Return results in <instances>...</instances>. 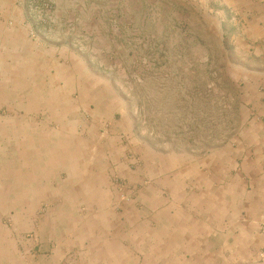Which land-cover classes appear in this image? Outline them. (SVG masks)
Masks as SVG:
<instances>
[{"label":"crops","instance_id":"1","mask_svg":"<svg viewBox=\"0 0 264 264\" xmlns=\"http://www.w3.org/2000/svg\"><path fill=\"white\" fill-rule=\"evenodd\" d=\"M244 53L237 135L165 153L54 41L53 0H0V264H243L264 250V0H200ZM51 6V7H50Z\"/></svg>","mask_w":264,"mask_h":264},{"label":"rangeland","instance_id":"2","mask_svg":"<svg viewBox=\"0 0 264 264\" xmlns=\"http://www.w3.org/2000/svg\"><path fill=\"white\" fill-rule=\"evenodd\" d=\"M53 1L54 41L113 88L152 147L202 157L237 135L242 92L230 64L244 53L200 0Z\"/></svg>","mask_w":264,"mask_h":264}]
</instances>
